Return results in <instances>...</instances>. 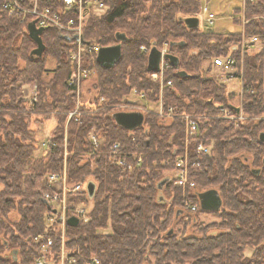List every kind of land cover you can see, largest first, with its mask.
<instances>
[{
	"label": "trees",
	"instance_id": "trees-1",
	"mask_svg": "<svg viewBox=\"0 0 264 264\" xmlns=\"http://www.w3.org/2000/svg\"><path fill=\"white\" fill-rule=\"evenodd\" d=\"M3 1L0 264H32L36 250L31 238L55 231L57 223H47L49 208L41 195L48 188L46 174L61 171L64 159L70 182L91 180L95 184L93 195L85 198L88 221L66 224V246L72 255L96 256L100 264H264V143L259 139L264 131V20L254 17L264 15V0L244 1L243 16L249 20L239 32L187 27L183 19L197 16L199 0H102L106 9L89 16L84 38L100 46L120 43L121 55L110 68L96 61V53L84 56L83 65L95 72V96L89 103L98 105L92 109L81 104L78 119L71 116L67 123L75 94V86L68 83L75 69L69 60L71 45L55 29L44 28V51L41 56L31 54L36 44L28 34V21L8 15ZM233 20L242 23L236 15ZM117 33L125 39L117 40ZM241 33L256 36L259 48L242 53V72L236 73L242 96L236 104L226 84L210 73V63H203L232 46L239 47ZM164 42H176L168 52L179 62L178 67L170 63L165 79L172 84L160 95L159 82L150 78L152 71L147 68L149 51L140 45ZM48 57L55 63L51 76L45 78ZM31 81L37 83V97L29 104L21 84ZM133 89L149 101L160 100L163 113L171 108L173 115L162 117L142 110L140 126L128 130L118 125L113 112L127 109L115 105L131 103L128 96ZM237 105L247 115L237 126L219 117L221 106L235 111ZM183 113L200 115L197 135L186 144L190 162H197L189 169L194 186L184 188L175 186L165 172L185 146ZM51 117L54 125L47 144L37 155V124ZM91 129L103 137L96 154H87ZM199 141L211 146L208 154L196 152ZM114 142L123 151L143 150L142 163L131 171L114 164L104 154ZM165 177L168 180L159 187ZM208 189L217 190L222 200L221 207L211 211L220 217L212 225L218 232L187 235L184 218L188 212H210L201 209L198 197ZM187 202L195 203L197 209H187ZM246 250L251 252L246 254Z\"/></svg>",
	"mask_w": 264,
	"mask_h": 264
},
{
	"label": "built area",
	"instance_id": "built-area-1",
	"mask_svg": "<svg viewBox=\"0 0 264 264\" xmlns=\"http://www.w3.org/2000/svg\"><path fill=\"white\" fill-rule=\"evenodd\" d=\"M51 4V5H50ZM104 5L102 0H4L3 9L8 15L17 17L20 21H35L36 26H42L44 28H53L57 31L59 36L68 44L71 45L72 55L74 58H79L81 50L85 47L89 51L94 53L101 47L100 45H90L89 40L84 38V26L91 14H97V9H101ZM205 9V7H204ZM211 23V20L207 21ZM256 36H252L247 39H243L241 42L240 54L243 53L247 48L254 46L258 42ZM155 44H152L153 46ZM146 45H140V49L148 52L151 48ZM156 46V45H155ZM161 51V59L159 62V68L155 72H151V79L158 80L160 85V92L163 88L171 85L170 79H165V72L170 68V62L168 58L164 56L168 52V42L164 47L157 46ZM77 48V52H76ZM238 47L233 46L226 54L214 57L212 64L214 66H219L228 71L226 74L222 73L224 78H239L236 77V73H240L237 66V55L232 54L237 50ZM79 65V64H78ZM242 66V63H241ZM82 72V74H81ZM87 71L78 69L76 74H73V79L69 80V83H74V79L78 83L80 79L87 75ZM235 76V77H234ZM71 77V78H72ZM242 89V87H241ZM134 94H137L140 98H145L143 93L137 92L135 89L132 90ZM33 100L35 97L33 96ZM263 104H264V94H263ZM127 110H148L143 108L141 105L133 103H123ZM160 108L156 112L162 117H168L173 115V111L169 108L167 113H163L161 101ZM236 105V104H235ZM87 107V106H86ZM79 101L73 108V110L68 111V118L75 116L76 119L80 116L82 110ZM152 111V110H151ZM242 109L239 106L238 111H233L232 108L221 106L219 117L233 120L237 123V118H240ZM182 122L184 124V134H185V146L182 152L175 155L172 161V167L168 170L170 171L169 179L173 181L175 186L179 187H192L194 182L189 179V169L195 162H190L189 154L186 148V144L190 137H195L199 128V118L200 115L183 113L181 114ZM87 138L91 144V150L87 154H96V149L98 145L103 142V137L100 136L94 129H91L87 133ZM64 145L66 142V137H64ZM52 145L55 143L52 142ZM65 148V146H64ZM121 144L119 142H114L109 146L107 153L108 159L116 165H121L126 167L129 171L133 167L139 166L144 157L143 150L139 151H123ZM210 145L199 141L196 144V152L198 154H208L210 152ZM67 151L64 149V157ZM45 181L47 183V190H45L41 197L49 208V213L47 220L50 222H55L61 225V232L57 234V237H53L51 234H36L31 240L37 247V255L34 258L32 264H49L46 257L47 253L57 252L58 248H61L60 254H57L59 258H63L65 264H77L78 259L81 255H72L70 249L65 246V229L66 220L70 216H75L78 218L79 222H87L89 219V206L85 202V198H88L87 192V182H70L68 180L66 171V162L64 159L63 169L61 171L53 172L51 174H46ZM80 198V199H76ZM82 198V199H81ZM77 202L79 204H77ZM185 207L190 211H195L197 205L195 203H185ZM58 238V242L56 240ZM61 239V240H60ZM60 246V247H59ZM67 250V251H65ZM81 264H100L99 259L96 256H81Z\"/></svg>",
	"mask_w": 264,
	"mask_h": 264
},
{
	"label": "rangeland",
	"instance_id": "rangeland-1",
	"mask_svg": "<svg viewBox=\"0 0 264 264\" xmlns=\"http://www.w3.org/2000/svg\"><path fill=\"white\" fill-rule=\"evenodd\" d=\"M244 1L245 0H199V8H198V13H197L198 26L202 29L210 28L212 31H215V32H239V31H242L244 23L249 20V19H245L243 16ZM204 7H205V9H204ZM236 8H239L237 13L235 12ZM105 9H106V4L104 3V5L101 7V9L100 8L97 9V15L101 14ZM235 15L238 18L242 19L241 24L237 23L233 20V17ZM254 17L264 20V15H256ZM208 20H211V23H208L207 22ZM247 38H250V37H246L243 33H241L240 46L237 48L236 51H234L232 53V54H235V56L237 55V58H238L237 64H239L237 66V68H238V70L240 69L239 70L240 74L242 72V66H241L242 54H240V51L242 52L241 42L243 39H247ZM89 42H90V45H99L98 43H96L94 41L89 40ZM166 43L167 42H164L161 45V47H164ZM231 48H233V46ZM257 48H259V41L256 44H254V46L247 48V50H255ZM72 52L73 51L71 49L69 52V60L74 64V67H75L73 74H76L78 72V69L87 71L86 72L87 75L84 76L82 79H80V81L78 83L76 82V79H74L75 80L74 83L71 84L72 86L73 85L75 86V88H74V93H75L74 94V107L77 104V102L79 101L80 104L86 103L87 106H90V108L95 109L96 105H98V103H96V105L93 103H89L90 100H92L95 96V89L92 87V83L95 80V72L93 69H89L87 67H84V65H83L84 56L88 55V54L91 55V53H94V52L89 51L88 48L84 47L81 50L79 58H77V57L74 58L73 56H71ZM76 52H77V48H76ZM222 55H224V54H222ZM88 59H90V56ZM212 59L205 60V62L203 63L204 66H206L210 63V65H211L210 66V73L217 75L218 80L220 82H223L224 84H226L227 91L233 94L231 97V101L233 103L237 104L239 102L241 96H242L241 94H239V91L241 90L240 79L239 78H228V79L224 78L222 73L226 74L228 71H225V69L222 67L214 66L212 64L213 63ZM54 63H55L54 59L51 57H48L47 63H46L47 70L44 74L45 78H49L51 76V70H52V68H54ZM20 64H22V63H20ZM73 74L71 75V77L73 76ZM81 74H82V72H81ZM71 77L69 78V80L73 79V77L72 78ZM150 78H151V75H150ZM69 80H68V83H69ZM155 81H158V80H155ZM159 90H160V87H159ZM21 92L23 94V97L27 100V102L29 104H32L31 102L34 101L33 96L35 97V99L37 97L36 96L37 95V83H36V81H31L28 83L27 82L22 83L21 84ZM140 93H142V92H140ZM159 93L161 95L160 91H159ZM128 98L130 100H132L131 103L141 105V106H143V108L148 109V110L157 111L160 108V105H159L160 100H159V102L154 103L153 101H149L146 98L138 97L137 94H134L132 91L129 94ZM101 100L102 99L99 98V102ZM115 107L121 108V109L126 108V106H124L123 103H119L118 105H115ZM246 118H247V115L244 114L242 111L240 118H237L238 122L235 123V126H237L241 122V120H245ZM67 120H68V111H67L66 123H67ZM53 125H54V118L53 117H51L48 120L39 122L37 124V132H36V138H37L36 154L37 155L42 154V151L44 150V148L46 146L45 144H47V141H48L47 136L49 135V131L51 130ZM63 165H64V161H63ZM62 169H63V167H62ZM165 172H166V174H170V171H165ZM48 174H51V173H48ZM89 181H91V180H89ZM77 204H79V203L77 202ZM188 213H189V217L184 218V222H188L185 225V230L187 231L186 232L187 235H191V234L193 235L194 234L196 236H199L202 234V231H205L208 234H214L215 231L218 232L217 228L212 226V225H216L217 222L220 221V217L218 216V213H216V212L214 213L211 211L210 212L195 211V212H188ZM184 222H182V223H184ZM47 223H50V221L47 220ZM55 224L56 223L53 222L54 226H55ZM210 224L212 227H209ZM61 228H62L61 225L56 224V227L54 229L55 231H51V235L53 237H57L56 235L60 234ZM44 234H46V233H44ZM56 240L58 242L59 239L56 238ZM30 242L34 246V248L36 250V255H37L36 245L33 243L32 240H30ZM66 242H67V230L65 229V246H66ZM65 251H67V250H65ZM60 252H61V248H58L57 252L47 253L46 257L48 259L49 264H65V261H62L63 258L61 259L57 256V254H60ZM250 252H251L250 250H246V254H249ZM173 264H175V263H173ZM183 264H188V262H185Z\"/></svg>",
	"mask_w": 264,
	"mask_h": 264
},
{
	"label": "water",
	"instance_id": "water-1",
	"mask_svg": "<svg viewBox=\"0 0 264 264\" xmlns=\"http://www.w3.org/2000/svg\"><path fill=\"white\" fill-rule=\"evenodd\" d=\"M184 23L187 27H196L198 26V17L197 16H188L183 19ZM28 34L30 38L35 42L36 46L31 50V54H35L37 56H41L44 51L45 45L41 38V33L43 31L42 27H37L35 25V21H29L26 25ZM117 40H124L125 35L123 33L116 34ZM176 42H169V46L174 45ZM181 44L182 42H178ZM121 55V45L120 43H116L108 46H101L96 53V61L105 68L112 67L116 61L119 59ZM164 56L168 58L169 62L178 67V57L172 53H165ZM161 59V51L155 45H153L147 55V68L155 72L159 68V62ZM180 74H185L184 71H180ZM236 111L239 110L238 107L235 108ZM115 122L128 129L133 130L135 127L140 126L143 123L144 115L142 111L139 110H117L112 114ZM259 139L264 143V131L259 134ZM262 163L264 164V156L262 158ZM168 177L163 178L159 187H161L166 181ZM88 196L91 197L94 193L95 184L93 181H88L87 185ZM198 197L200 200V207L203 210L214 211L221 207L222 200L215 189H208L198 193ZM66 223L70 226H76L78 224V218L75 216H70L67 218Z\"/></svg>",
	"mask_w": 264,
	"mask_h": 264
},
{
	"label": "bare ground",
	"instance_id": "bare-ground-1",
	"mask_svg": "<svg viewBox=\"0 0 264 264\" xmlns=\"http://www.w3.org/2000/svg\"><path fill=\"white\" fill-rule=\"evenodd\" d=\"M37 27H42V26H37ZM44 29V27H42ZM98 51V50H97ZM97 51L95 53H97ZM85 67V66H84ZM240 92V91H239ZM237 107L239 108V105H237Z\"/></svg>",
	"mask_w": 264,
	"mask_h": 264
},
{
	"label": "flooded vegetation",
	"instance_id": "flooded-vegetation-1",
	"mask_svg": "<svg viewBox=\"0 0 264 264\" xmlns=\"http://www.w3.org/2000/svg\"><path fill=\"white\" fill-rule=\"evenodd\" d=\"M264 165V164H263Z\"/></svg>",
	"mask_w": 264,
	"mask_h": 264
}]
</instances>
